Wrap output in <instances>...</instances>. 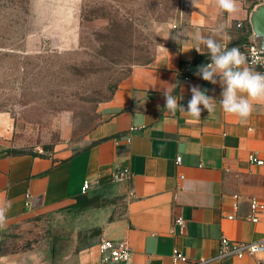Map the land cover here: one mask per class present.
<instances>
[{"label":"crops","instance_id":"crops-1","mask_svg":"<svg viewBox=\"0 0 264 264\" xmlns=\"http://www.w3.org/2000/svg\"><path fill=\"white\" fill-rule=\"evenodd\" d=\"M184 2L153 61L134 64L103 103L92 143L69 153L10 152L1 134L0 203L11 202L7 225L56 212L81 196H98L111 204L91 207L97 211L92 218L101 226L100 238L126 241L138 264L168 262L173 248L193 260L207 258L217 252L222 236L242 241L263 237L264 214L257 221L248 215L249 199L264 198V164L250 162L248 154L256 152L264 159V105H256L246 123L225 115L219 107L220 84L197 75L211 61L203 45V59L196 60L200 53L191 49V35L197 28L212 35L223 25L215 38L227 48H241L251 39L249 13L264 2L239 0L234 16L221 14L212 0H199L198 8L190 0L188 9H183ZM175 35L180 39L174 40ZM194 86L217 101L213 113L201 106V117L195 120L179 110L166 111L165 90L187 109ZM122 169L128 174L113 179ZM116 199L121 209L114 213L111 202ZM230 213L232 218L227 217ZM177 217L182 226L174 222ZM98 256L96 243L79 251L76 264H98ZM16 258L1 255L0 264H17ZM202 264L261 262L244 256Z\"/></svg>","mask_w":264,"mask_h":264},{"label":"rangeland","instance_id":"rangeland-1","mask_svg":"<svg viewBox=\"0 0 264 264\" xmlns=\"http://www.w3.org/2000/svg\"><path fill=\"white\" fill-rule=\"evenodd\" d=\"M182 2L0 0V136L7 150L69 153L92 143L103 103L134 64L153 61ZM87 203L77 199L8 224L0 256L76 264L79 251L100 239L97 211ZM111 203L114 213L121 209L119 200Z\"/></svg>","mask_w":264,"mask_h":264},{"label":"clouds","instance_id":"clouds-1","mask_svg":"<svg viewBox=\"0 0 264 264\" xmlns=\"http://www.w3.org/2000/svg\"><path fill=\"white\" fill-rule=\"evenodd\" d=\"M191 2L195 8H198L199 0H191ZM212 2L221 14L234 16L240 11L239 0H212ZM223 31L224 26L221 25L212 30V35H203L199 28L192 33L191 39L195 42V46L191 49L204 54L200 49V45H203L211 61L200 66L197 75L211 84L219 83L222 89L219 107L222 112L225 115L238 117L241 123H246L253 114L255 106L264 105V73L254 72L246 66L248 57L239 47L227 48L221 40L215 38L220 37ZM172 38L176 41L180 39L177 35ZM164 97L167 112L175 114L179 110L195 120L201 117V106L209 114L216 109L217 101L207 95V90L202 91L195 86L191 88V99L187 109L178 103L179 100L170 91L165 90ZM10 207V201L0 203V230L7 226V212Z\"/></svg>","mask_w":264,"mask_h":264},{"label":"built area","instance_id":"built-area-1","mask_svg":"<svg viewBox=\"0 0 264 264\" xmlns=\"http://www.w3.org/2000/svg\"><path fill=\"white\" fill-rule=\"evenodd\" d=\"M264 2V0H261ZM241 52L248 57L247 67L251 68L254 72L264 73V50L257 47L251 39H248L245 44L240 48ZM248 159L252 163L264 164V159L259 158L256 152H250ZM176 164L180 163V156L175 157ZM128 174L126 169L118 170L113 179L119 180ZM181 176V175H180ZM84 184L83 189H85ZM232 207H237V201L232 202ZM264 214V198L258 199L251 197L249 199V215L248 217L252 221L259 220L258 215ZM228 218H232L233 214L227 215ZM174 222L180 226L183 224L181 217L175 218ZM98 250V264H138L133 261L132 253L128 247L126 241L101 237L97 241ZM244 256H253L259 258L261 264H264V235L259 240L255 241H242L233 240L228 237L222 236L219 239L218 250L212 256L207 258H201L193 260L185 256L179 249L173 248L170 255L169 261L160 260L158 262H146L144 264H202L209 261H222L228 258H243Z\"/></svg>","mask_w":264,"mask_h":264},{"label":"water","instance_id":"water-1","mask_svg":"<svg viewBox=\"0 0 264 264\" xmlns=\"http://www.w3.org/2000/svg\"><path fill=\"white\" fill-rule=\"evenodd\" d=\"M248 21L252 31L251 41L264 50V3L256 4L252 8Z\"/></svg>","mask_w":264,"mask_h":264},{"label":"trees","instance_id":"trees-1","mask_svg":"<svg viewBox=\"0 0 264 264\" xmlns=\"http://www.w3.org/2000/svg\"><path fill=\"white\" fill-rule=\"evenodd\" d=\"M200 58L203 59L202 55L201 54H197L196 55V60H199ZM206 60H207V57L205 58L204 61H206ZM81 198L86 199L87 202H88L87 205L91 206V207H100V206H103V205L108 203L107 199L99 198L98 196H93V197H90V198H88L86 196H81V197L78 198V200L81 199Z\"/></svg>","mask_w":264,"mask_h":264}]
</instances>
